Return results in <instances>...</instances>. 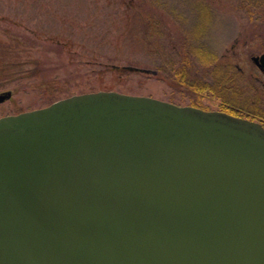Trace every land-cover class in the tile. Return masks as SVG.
Masks as SVG:
<instances>
[{"label":"water","instance_id":"obj_1","mask_svg":"<svg viewBox=\"0 0 264 264\" xmlns=\"http://www.w3.org/2000/svg\"><path fill=\"white\" fill-rule=\"evenodd\" d=\"M0 264H264V125L112 90L0 116Z\"/></svg>","mask_w":264,"mask_h":264},{"label":"rangeland","instance_id":"obj_2","mask_svg":"<svg viewBox=\"0 0 264 264\" xmlns=\"http://www.w3.org/2000/svg\"><path fill=\"white\" fill-rule=\"evenodd\" d=\"M263 53L264 0H0V116L99 90L217 110L174 81L184 58L200 72L203 56L241 70L239 88L264 110L251 60Z\"/></svg>","mask_w":264,"mask_h":264},{"label":"trees","instance_id":"obj_3","mask_svg":"<svg viewBox=\"0 0 264 264\" xmlns=\"http://www.w3.org/2000/svg\"><path fill=\"white\" fill-rule=\"evenodd\" d=\"M197 60L200 62L199 68L202 69L200 72H197L195 60L189 58H184L183 64L174 69L176 84L186 87L195 95L205 92L211 94L212 98L218 99L217 110L257 120L264 125V110L258 108L257 101L246 98L243 88H239L236 77L237 73L243 77L241 70L230 63H224L222 58L203 56ZM246 79L249 85L254 84L252 77L248 76ZM190 105L210 110L198 99L192 100Z\"/></svg>","mask_w":264,"mask_h":264}]
</instances>
